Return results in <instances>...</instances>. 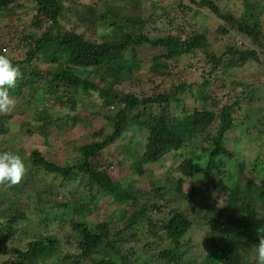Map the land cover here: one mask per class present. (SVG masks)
<instances>
[{"label": "trees", "instance_id": "trees-1", "mask_svg": "<svg viewBox=\"0 0 264 264\" xmlns=\"http://www.w3.org/2000/svg\"><path fill=\"white\" fill-rule=\"evenodd\" d=\"M189 1L166 7L167 29L155 39L143 33L149 21L136 15L140 3L129 0H33V20L18 11L15 29L0 27V55L21 72L8 90L15 108L0 114V152L17 154L25 164L19 184L0 185V264H55L49 257H57L58 248L65 255L61 264H180L183 240L202 227L211 240L206 264H256L254 246L264 223L248 220L247 198L250 191L260 194L264 213V187H253L264 184V154L255 158L245 150L264 147V84L258 89V83L230 75L248 61L264 70L262 14L246 6L237 16L220 8L219 0ZM71 2L76 5L67 8ZM17 3L0 0V12L5 17L14 4L21 9ZM193 7L216 16L218 32L231 44L212 41L205 30L183 38L178 15ZM66 19L74 24L70 30L62 24ZM102 24L113 28L102 42L78 32ZM153 47L163 53L146 57L142 49ZM195 55L206 61L189 65L200 70L201 82H190L188 67L179 64V57ZM96 97L95 114L105 118L108 131L102 129L77 156L60 162L47 157L54 151L25 147L29 138L47 146L53 130L66 137L72 112L86 124L78 113L94 108ZM59 109L65 115L54 113ZM10 118L21 122L14 134L6 129ZM166 157L190 181L188 193L180 185L175 191L160 186L146 173V164L160 165ZM111 166L129 171L133 183L120 180L123 172L112 175ZM240 173L253 183L237 184ZM224 174L236 182L231 178L233 190L221 195L217 177ZM174 199L185 209H168ZM58 212L62 219L55 220ZM24 239L31 241L23 250L15 241Z\"/></svg>", "mask_w": 264, "mask_h": 264}, {"label": "rangeland", "instance_id": "rangeland-1", "mask_svg": "<svg viewBox=\"0 0 264 264\" xmlns=\"http://www.w3.org/2000/svg\"><path fill=\"white\" fill-rule=\"evenodd\" d=\"M131 2H139L140 8L139 10L141 13L136 12V15L138 14L145 18V20L149 21V24L147 23L146 27L144 28V35H147L150 39L159 38L163 35V30L167 29V23L169 21V16L167 15V9H171L175 4L178 2H184L186 4H190L189 0H129ZM80 4L82 3H90L91 0H78ZM175 4H172V3ZM220 8H222L224 11H229L232 13H235L237 16H241L245 11V7H250L254 11L256 10L262 16L260 17L262 24H263V32H264V0H219L218 1ZM19 5H21V9H17L16 5L15 9L10 10L8 13L4 14L0 12V27H2L6 31H10L12 29H15L17 25L18 20V11H24L25 19L27 21H31L35 18L36 12L32 10V8L35 7L36 4H34L33 0H18ZM76 5L75 2L67 3L66 7H73ZM131 3L128 4V7L131 8ZM124 7V6H123ZM103 5H100V11H103ZM255 11V12H256ZM180 20L176 22V29L179 28V25L185 26V29L181 32L183 33V38L190 30H196V31H203L205 30L210 34V38L212 41H217L216 43H228L231 44L230 40H227L228 38H225L220 35L218 32V29L221 25V21L214 15H212L209 11L201 9L199 7H193L188 14L184 15L180 11ZM4 17V18H2ZM4 24V25H3ZM63 25L67 29H71L74 27V24L70 23L67 19L63 20ZM51 25L43 24V30H50ZM113 28H108L107 26H104L103 24L100 27H97L93 30H88L87 28H79V33H84L86 37L98 40L99 42L103 41V36L107 34H112ZM180 31V30H178ZM176 33V30L174 31ZM234 43L241 49L246 50V44L244 39H240L238 37L235 38ZM248 47V46H247ZM144 51V54L146 57L149 55H161L163 53V49L161 48H149L148 50L142 49ZM141 56V55H140ZM179 64L184 65L185 67H188V71L191 72L190 82H201V76H200V70L194 66H189L191 64H195L198 61L202 62L204 61V64L206 63L205 57L203 55H195V56H181L178 58ZM264 70L255 62H247L244 66L240 68L232 69L230 78L233 80L238 79L239 81H242L243 83L249 84V83H258L261 86H258V89H263L262 84H264ZM186 98H189L190 95H186ZM96 102V106L94 108L91 106L88 111H82L78 114L81 115V120L87 119V123L83 124L80 122L79 117L74 113H70L69 117L67 116L69 127L67 132V136L64 138L59 137L58 133L56 131H52L51 136L47 140V146L38 145V142L40 139H31L29 138L27 141H25V147L28 148H37L41 149L43 153H51L52 151L55 152L53 156H49V154H46L48 158L57 160L62 162L64 157H75L78 155L80 148H82L84 145L89 144L91 142H94V136L97 135L102 129H105V131H108L107 121L105 118H103L101 115H96L95 111L98 109L97 105L99 103L98 98L94 100ZM263 103V100L261 99L258 104H256L258 107L261 106ZM94 104V105H95ZM189 104L192 105L193 101L189 100ZM251 106V105H248ZM261 108V107H260ZM259 108V109H260ZM258 109V111H259ZM55 110L54 113L65 115L62 112V109ZM239 115H242L241 118L247 119V115H249L245 111H240ZM21 126V122H18L15 119H8V123L6 126V129L8 132H12V134L18 132L19 128ZM137 131V130H136ZM136 131L132 133V139L135 137ZM132 132V131H131ZM106 134V133H105ZM134 136V137H133ZM137 136V135H136ZM131 137V136H130ZM138 137V136H137ZM239 138V137H238ZM134 140V139H133ZM192 139H187L186 144L191 145ZM30 149V150H31ZM245 152L247 154H250V156L256 157H263L264 154V147H261L258 144L251 145V147H247ZM115 161V160H114ZM174 161L171 160L170 157H166L165 161L158 164H146L144 166L147 174H152L153 178H158L157 182L160 183V186L169 187L172 188L174 191L177 189L176 186L180 185L182 186V189L185 192H189L190 187V181L186 180L184 177H180V173L177 171L176 166H174ZM116 166H111V174L112 175H119V177H122L123 175L126 176L124 179H120L123 183H133L132 180L135 179L132 177L129 173V171L125 170L128 173H124V171L120 172L118 169H115ZM168 172L171 173V177L168 176ZM121 175V176H120ZM231 175L224 174L217 177V180L219 182V189L221 195H225L224 193H228L229 189L233 190V184L231 182ZM235 182L236 180L232 178ZM48 182H51V177L46 178ZM253 183L252 180H249L247 175H243L240 173V175L237 178V184H247ZM251 183V184H252ZM256 183V182H254ZM136 186L137 184L134 183ZM261 185L264 187V184L259 181L258 184H254L253 187L260 188ZM217 195V194H216ZM248 201V209H247V215L248 220L253 223H264L263 219V210L261 206H259L261 195L254 193V191H250ZM60 200V199H59ZM168 209L172 208H179V211L185 209V204L182 202H178L175 199L167 204ZM110 211H113L112 208H108L107 213H110ZM53 212V209H52ZM37 212H35L36 215ZM33 215L31 218H36V216ZM53 217V215H52ZM54 218V217H53ZM62 219L60 216V213L58 212L57 218L55 220ZM221 226L222 229L228 228ZM264 234V231H262ZM207 234V228H195L184 240L182 247H184V250H180V264H206L207 263V255L209 253L208 243H210V235L206 236ZM206 236V237H205ZM31 239H24L22 241L17 240L15 241L16 246L20 249H25L26 244L29 243ZM234 241V240H233ZM235 243H241V240L234 241ZM58 256L57 257H49V262H55V264H61V260H59L60 257L65 256L61 249L58 248ZM80 261L79 258L76 259V262ZM73 264V263H69Z\"/></svg>", "mask_w": 264, "mask_h": 264}, {"label": "clouds", "instance_id": "clouds-1", "mask_svg": "<svg viewBox=\"0 0 264 264\" xmlns=\"http://www.w3.org/2000/svg\"><path fill=\"white\" fill-rule=\"evenodd\" d=\"M21 72L5 55H0V114L11 112L16 99L9 95V89L15 87ZM25 175V164L21 157L12 152H0V185L13 187L19 184ZM256 264H264V236L254 246Z\"/></svg>", "mask_w": 264, "mask_h": 264}]
</instances>
